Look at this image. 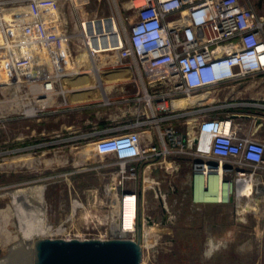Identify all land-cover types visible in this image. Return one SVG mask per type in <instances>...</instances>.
Listing matches in <instances>:
<instances>
[{
	"label": "built area",
	"instance_id": "1",
	"mask_svg": "<svg viewBox=\"0 0 264 264\" xmlns=\"http://www.w3.org/2000/svg\"><path fill=\"white\" fill-rule=\"evenodd\" d=\"M126 1L123 11L80 18L74 42L56 0H0V90L9 88L18 106L19 91L25 88L22 97L39 106L33 114L66 106L53 104L58 94H64L62 80L76 69L82 71L77 51L85 49L94 56L102 43L106 51L115 52L118 57L108 66L134 70L141 75L144 71L156 85L170 86L167 96L157 102V109L164 114L157 118L156 126L160 135H168L174 153L185 152L187 146H195L198 140H190L186 134L184 138L178 137L172 127H159L160 123L185 115L175 112L167 99L263 74L264 17L241 0ZM154 96L145 93L142 98L150 105ZM144 123L138 120L126 124L119 132L93 128L74 136L80 140L105 134L93 142L92 151L99 156L113 153L122 163L118 183L105 189L116 201L115 206L111 204L110 215L104 217L109 228L96 238L136 240L140 224L142 256L147 247L143 224L156 223L150 216L139 219L136 192L121 188L123 180L134 175L125 173V162L149 154L161 156L169 151L141 144L138 128ZM193 127L199 135L209 137L207 144L212 157L219 161L231 159L242 167L237 171L239 178H251L264 162V143L236 138L228 118L195 120ZM192 155L196 159L202 153L195 146ZM141 263L144 264L142 260Z\"/></svg>",
	"mask_w": 264,
	"mask_h": 264
},
{
	"label": "rangeland",
	"instance_id": "2",
	"mask_svg": "<svg viewBox=\"0 0 264 264\" xmlns=\"http://www.w3.org/2000/svg\"><path fill=\"white\" fill-rule=\"evenodd\" d=\"M56 1L74 42L80 18L107 16L127 5L126 0ZM256 6L262 7L260 3ZM82 51H77L82 71L76 69L62 80L64 94H58L53 105L66 101L93 103L94 107L101 98L107 101L106 96L137 92L133 84L124 90H105L110 77L120 82L127 79L124 76H131L130 71L108 70V64L117 58L106 52L92 56L98 67L93 70ZM160 89L165 91V85ZM25 91L20 89L16 106L12 91L0 90V264H33V243L40 238H96L109 228L104 217L112 210L113 197L103 191L102 173L80 170L81 151L82 160L90 162L84 167L108 161L96 155L92 145H76L74 136L81 128L85 132L84 122L92 120L91 113H69L68 106H60L32 114L39 106L23 98ZM99 107L105 110L107 106ZM258 134L264 138V128ZM204 139L203 135L199 138L201 147ZM251 180H241L247 197L236 200L231 195L227 202H193L189 184L174 188V222L144 223V242L150 248H144L142 262L264 264V162ZM31 186L43 199L39 215L15 204L10 195L16 188ZM19 214L27 219L21 221Z\"/></svg>",
	"mask_w": 264,
	"mask_h": 264
},
{
	"label": "crops",
	"instance_id": "3",
	"mask_svg": "<svg viewBox=\"0 0 264 264\" xmlns=\"http://www.w3.org/2000/svg\"><path fill=\"white\" fill-rule=\"evenodd\" d=\"M243 4L252 7L257 14L264 15V0H241ZM260 3L262 7L257 8ZM262 13V14H261ZM264 17V16H263ZM138 74L134 70H130L127 80L116 82L112 88L124 90L129 84L137 87V92L133 94H117L107 97V101L101 98L94 103H68L67 109L69 113L80 114L90 112L92 120L86 119L84 122L85 132L95 129H113V131H121V127L126 124L134 123L138 120H144L145 123L138 128L140 131L141 144L145 147L158 146L167 148L169 151L161 156L149 154L145 158L130 159L125 162V173L133 172L131 178L124 179L121 184L122 189L135 191L138 196V212L139 216H150L153 221L159 224L168 225L174 222V188L185 183H191L192 161L194 157L192 153L196 146L197 151H201V158L204 162L207 160H216L220 166H226L225 169L219 170L220 177L231 180L233 188L229 193L233 198L240 200L247 197L243 188L244 182L252 181L250 177L239 178L237 171L242 167L231 159H223L219 161L209 154V146L205 149L204 139L202 147L199 138L201 135L194 130L193 123L195 120L207 119L211 117L228 118L231 121V130L236 138H249L264 143L258 132L264 128V73L253 76L244 77L239 80H229L218 83L209 87L198 89L190 95H174L173 99L167 101L175 112L185 113L184 116L172 121L160 123V129L172 127L176 135L183 137L186 134L190 140H198L197 144L187 146L185 152L174 153L169 144L168 135H160L156 126L157 118L164 113L157 109V102L162 97H166L170 86L165 84V91L160 89V84H155L152 78L144 71ZM6 88L3 91H7ZM72 93V92H71ZM145 93L155 94L150 105L146 104L142 96ZM71 96H73L71 94ZM168 100V99H167ZM107 106L101 109L99 106ZM261 119L258 123L257 120ZM74 127V131L79 130L74 124H68ZM81 128V127H79ZM80 133L84 131L79 130ZM76 133V137L78 135ZM105 134H98L86 139H75L76 145L81 148L90 146L94 141ZM196 139V140H195ZM107 162L84 167L90 164L88 159L82 160V151L80 159V170L90 168L102 173L104 179L103 191L110 184H117L119 177L120 162H118L113 153L102 155ZM76 158V163L78 162ZM249 166V165H244ZM206 170V167H203ZM253 177V176H252ZM241 180H244L241 183ZM112 181V182H111ZM177 181V182H176ZM191 186V185H190ZM251 194V193H250ZM249 194V195H250ZM243 195V196H241ZM166 213V214H165ZM163 215H166L163 218Z\"/></svg>",
	"mask_w": 264,
	"mask_h": 264
},
{
	"label": "water",
	"instance_id": "4",
	"mask_svg": "<svg viewBox=\"0 0 264 264\" xmlns=\"http://www.w3.org/2000/svg\"><path fill=\"white\" fill-rule=\"evenodd\" d=\"M258 123L261 119L257 120ZM196 164V165H195ZM204 162L200 158L192 161L191 189L193 202H218V169H225L216 160ZM228 187L233 188L231 180L221 181V202L229 201ZM220 202V201H219ZM166 214V213H165ZM166 215H163L165 218ZM140 224L138 238H40L33 245V264H142V247L140 245Z\"/></svg>",
	"mask_w": 264,
	"mask_h": 264
},
{
	"label": "bare ground",
	"instance_id": "5",
	"mask_svg": "<svg viewBox=\"0 0 264 264\" xmlns=\"http://www.w3.org/2000/svg\"><path fill=\"white\" fill-rule=\"evenodd\" d=\"M137 3H138V1H137ZM91 45L93 46V44H91ZM99 46H100V49H98L99 53H102L101 51H104L106 53H110V52L106 51L107 49H104V45H102V43H100ZM82 52L85 53V55H86L85 58H87V62L90 63L91 68L93 70H96L98 67H97V65H95L96 63H95L94 59L92 58V56L90 55V53L88 51H86L85 49ZM114 54H115V57L117 58L115 61H117L118 60V57H117V55H116L115 52H114ZM80 63L82 64V62H80ZM109 69H110V71L111 70L121 71L122 73H125V74L130 71L129 69L115 68L113 66L109 67L108 70ZM124 77H126V76H124ZM115 83H116V81H114L110 77L108 79V81L106 82L105 90L108 89V88L113 87V85ZM171 99H173V98H171ZM42 104H43V102H40V105H42ZM65 104H68V103L65 101L63 105H65ZM168 105H170V104H168ZM34 112H35V110L32 109V114ZM203 136H205L207 138V140L204 141L205 143H207L208 140H209V137L206 136V135H203ZM220 169H221V167H219L218 173H219V170ZM204 173H206V170H204ZM220 173L222 175V169H221V172ZM220 173H219V179H218L219 185H218V189H217V193H216V199L218 200V202L219 201L221 202V196H222V192H221V181L223 180V177H220ZM227 191H228V196H229V193L231 191L230 190V187H228V190ZM10 195H11V198H13L15 204H18V205H20L22 207L25 206L26 208L30 209L32 211V213H35V215H39L40 213H42V211H43V199L37 195L36 187L35 186L24 187V188H16V189H14L13 191L10 192ZM112 205H114V206L116 205V201H115V197L114 196H113ZM25 215H27V214H25ZM4 216H6V215L4 214ZM19 217H20L21 221L23 220V222H24V220L27 219V218H24L23 215L21 216L20 214H19ZM22 223H21V225H23ZM114 228H115V226H114ZM143 230H144V224H143ZM23 236H24V234H23ZM143 237H144V233H143ZM147 246H149V245H147ZM4 262H6V261H4Z\"/></svg>",
	"mask_w": 264,
	"mask_h": 264
}]
</instances>
